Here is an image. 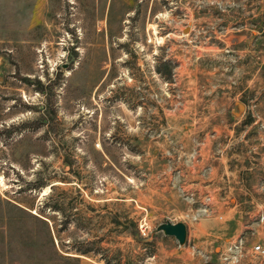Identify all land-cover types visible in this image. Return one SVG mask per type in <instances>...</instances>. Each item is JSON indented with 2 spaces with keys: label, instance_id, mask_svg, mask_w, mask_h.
Returning <instances> with one entry per match:
<instances>
[{
  "label": "rangeland",
  "instance_id": "1",
  "mask_svg": "<svg viewBox=\"0 0 264 264\" xmlns=\"http://www.w3.org/2000/svg\"><path fill=\"white\" fill-rule=\"evenodd\" d=\"M0 176V264H264V0H0Z\"/></svg>",
  "mask_w": 264,
  "mask_h": 264
},
{
  "label": "water",
  "instance_id": "2",
  "mask_svg": "<svg viewBox=\"0 0 264 264\" xmlns=\"http://www.w3.org/2000/svg\"><path fill=\"white\" fill-rule=\"evenodd\" d=\"M239 111L245 108V104L239 102L237 104ZM156 231H162L164 234L175 237L181 245H184L187 240L188 227L183 221L176 223L167 221L158 225Z\"/></svg>",
  "mask_w": 264,
  "mask_h": 264
},
{
  "label": "trees",
  "instance_id": "3",
  "mask_svg": "<svg viewBox=\"0 0 264 264\" xmlns=\"http://www.w3.org/2000/svg\"><path fill=\"white\" fill-rule=\"evenodd\" d=\"M43 184H41L40 186H42ZM55 208H56V210H62V207L58 204V205H55ZM136 226V225H135ZM46 228H48V233H49V235H50V242H51V244H52V248H53V252L55 253V254H58L57 256H61V253H60V249H59V247H58V245H57V241L55 240V238L52 236V233H51V228H50V226L48 225V227L46 226ZM88 252H89V250H85V249H82V248H76V252L75 253H77V255L76 256H74L76 259H78V258H80L79 256L81 255V254H84V255H86V254H88Z\"/></svg>",
  "mask_w": 264,
  "mask_h": 264
},
{
  "label": "built area",
  "instance_id": "4",
  "mask_svg": "<svg viewBox=\"0 0 264 264\" xmlns=\"http://www.w3.org/2000/svg\"><path fill=\"white\" fill-rule=\"evenodd\" d=\"M236 248H239V246H236ZM252 250L258 256L264 257V243H258L254 245V247H252Z\"/></svg>",
  "mask_w": 264,
  "mask_h": 264
},
{
  "label": "bare ground",
  "instance_id": "5",
  "mask_svg": "<svg viewBox=\"0 0 264 264\" xmlns=\"http://www.w3.org/2000/svg\"><path fill=\"white\" fill-rule=\"evenodd\" d=\"M0 178L3 179L2 176H0ZM1 179H0V180H1ZM1 182H2V181H1ZM48 190H49V186L45 187L44 190H43V194H44V193H47Z\"/></svg>",
  "mask_w": 264,
  "mask_h": 264
}]
</instances>
